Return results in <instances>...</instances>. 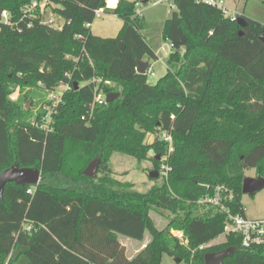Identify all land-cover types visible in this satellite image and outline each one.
I'll return each mask as SVG.
<instances>
[{
    "label": "trees",
    "instance_id": "1",
    "mask_svg": "<svg viewBox=\"0 0 264 264\" xmlns=\"http://www.w3.org/2000/svg\"><path fill=\"white\" fill-rule=\"evenodd\" d=\"M32 1L0 0V46L7 47L0 58V172L14 163L41 171L36 186L5 185L0 264H161L164 253L205 264V253L228 247L236 250L223 264H264V248H245L240 235L225 233L229 215L245 214V170L264 177V69L249 70L264 54V25L242 15L247 25L240 27L218 8L172 0L162 28L171 47L167 73L151 85L149 66L136 72L137 60L156 55L141 33L135 1L118 0L109 9L107 0H48L27 12ZM101 8L122 20L113 37L90 31ZM48 10L63 20L60 27L42 22ZM2 11L14 26L3 23ZM92 79L103 94L119 95L89 114ZM11 85L46 93L67 88L46 126L42 110L20 119ZM157 132L174 138L171 171L162 184L139 192L117 179L109 162L115 153L141 161L152 150L159 170L156 156L167 143L158 137L144 143ZM95 159L97 176L89 178L83 170ZM218 186L233 195L226 211L199 202ZM151 209L174 214L165 229L155 226ZM170 225L184 230L185 245ZM145 232L149 242L128 257L120 236L140 242ZM220 235L221 242L206 246Z\"/></svg>",
    "mask_w": 264,
    "mask_h": 264
},
{
    "label": "rangeland",
    "instance_id": "2",
    "mask_svg": "<svg viewBox=\"0 0 264 264\" xmlns=\"http://www.w3.org/2000/svg\"><path fill=\"white\" fill-rule=\"evenodd\" d=\"M129 1L136 2L135 7L141 12V15L143 16V28L141 30V33L145 37L149 46L157 55L156 58H151L148 56L144 57V59L146 60L145 62L149 64L147 70V81L149 84L153 85L167 73L166 59L171 52V48L169 43L162 38V28L165 22L171 17L174 8L170 0H150L146 4L139 3V0ZM224 3L226 7L229 8L232 12L234 11L237 14L244 15L245 17L258 21L264 25V0H224ZM49 17L54 18L55 27H60L62 25L63 20L56 14L48 10L46 12L45 19H48ZM111 18L113 17H109V15L106 13H104L100 18H94L93 22L91 23V31H94L96 33L94 35L100 37L115 36L120 26H117V23H115ZM6 26H9V24H7ZM6 48L4 46H0V58H3L5 56L7 52ZM183 51L184 50H181V52ZM262 69H264V54L261 55L255 62L249 65V70L255 75H259L262 72ZM149 72H152L153 75H151ZM107 84L110 85V82H108ZM65 89L66 88L64 86H59L53 92L46 93L38 88L21 89L16 85H11V93L9 94V99L12 102H15V104L19 107V115L21 120L24 119V113H30L33 115L38 110L45 111L46 115L44 116V120L47 124L46 126H48L51 122V114L55 112V105L62 100V94ZM55 96L58 97L55 98ZM25 120L27 119L25 118ZM203 127L211 128V125L209 123H204ZM200 129L201 126H196V130ZM160 136V132L149 133L145 136L144 143L152 144L155 141V137L160 138ZM171 138L172 147L174 150V138L172 135ZM172 152H170V154ZM168 153V150H166L164 154L159 155V166L163 163H166L167 166L171 168L169 164L170 154ZM153 155L154 152L152 150H149L147 152L146 158L138 161L127 155L115 153L110 159L109 166L114 170V176L117 179L121 181L132 182L135 185V190L139 192H146L154 185H160L163 181L167 180V178L160 175L157 178H149L148 173L154 170L152 160ZM170 171L168 172V175ZM244 175L256 177L254 169L245 170ZM241 203L244 207V212L247 217H264V188L256 191L253 195L242 193ZM149 215L153 220L155 226L159 230L165 229L174 217V214L172 212L155 209H151L149 211ZM170 226V233L175 237V234L178 231H182L183 233H185L184 230H175L172 225ZM223 238L224 236L220 235L219 237L214 239L213 242L207 244L206 246L221 242ZM119 239L125 246L127 256L132 257L149 242L150 235L148 232H145L144 238L140 242L124 236H120ZM175 259L176 258L174 256L164 253L161 257V264L188 263L186 260L177 262Z\"/></svg>",
    "mask_w": 264,
    "mask_h": 264
},
{
    "label": "built area",
    "instance_id": "3",
    "mask_svg": "<svg viewBox=\"0 0 264 264\" xmlns=\"http://www.w3.org/2000/svg\"><path fill=\"white\" fill-rule=\"evenodd\" d=\"M167 1V0H162ZM172 2V0H170ZM196 2H201L204 4H207L209 6L218 8L222 11L224 16H227L234 20V18L238 15L234 11L232 12L229 8L226 7L224 0H195ZM48 0H33L27 7L26 11L29 12L37 7L44 6ZM137 14L140 15L139 10H136ZM101 9H98L95 11V16H100ZM1 18L3 20L4 24H9V26H14L13 24L8 22V15L6 11L1 12ZM45 24L54 26V18L49 17L48 19H44L42 21ZM151 75H153L152 72H149ZM91 82L95 83V92L93 101L90 105L89 114L92 113L93 107L96 104H102L105 103V94L102 93L98 89V79H92ZM67 88V86H64ZM58 96H55L57 98ZM84 118V117H82ZM171 118H174V115H171ZM160 139H162L165 143L168 145V154L173 151L172 147V138L171 134L169 133H162L160 136ZM168 157V156H166ZM170 167L167 166L166 163H163L160 165L159 168V175L167 178L168 172L170 171ZM30 191V190H29ZM233 195L232 192L229 190H226L223 186H218L215 188L214 193L211 196H206L199 200L200 203H209L215 206H219L221 209L226 211V208L224 207V203L226 201H230L232 199ZM245 211V210H244ZM225 233H235L240 235L241 237V244L245 248H249L252 246H260L264 248V217L260 218H249L245 214H235V215H229V222L227 223L225 227ZM176 237L179 239L180 243L185 245L187 238L186 234L182 231L176 232ZM187 264H193V257L191 256L190 260Z\"/></svg>",
    "mask_w": 264,
    "mask_h": 264
},
{
    "label": "water",
    "instance_id": "4",
    "mask_svg": "<svg viewBox=\"0 0 264 264\" xmlns=\"http://www.w3.org/2000/svg\"><path fill=\"white\" fill-rule=\"evenodd\" d=\"M150 0H139V3L146 4ZM234 20L240 27H245L247 22L245 18L238 14ZM241 34V32H240ZM260 39L264 42V36L261 35ZM179 51V50H178ZM148 63L143 60H137L136 72L139 74H145ZM75 88H77V83H74ZM118 93H108L105 96V102H111L116 97ZM156 159H160V156L157 155ZM99 159L91 161L86 168L83 170V174L89 178H95L97 176V170L99 166ZM149 178H157L159 176V171L154 169L148 173ZM41 180V171L36 167H20L18 164L14 163L10 167L3 169L0 172V199L3 197V192L5 185L7 183H14L21 186H36ZM264 188V177L256 176L250 177L245 176L242 179L241 191L244 194L253 195L256 191ZM235 247H228L216 252H207L204 255L205 264H223V259L225 257L231 256ZM177 262H180V259H175Z\"/></svg>",
    "mask_w": 264,
    "mask_h": 264
},
{
    "label": "crops",
    "instance_id": "5",
    "mask_svg": "<svg viewBox=\"0 0 264 264\" xmlns=\"http://www.w3.org/2000/svg\"><path fill=\"white\" fill-rule=\"evenodd\" d=\"M117 1L118 0H107L106 1V8H109V9H113L115 6H116V4H117ZM140 12V11H139ZM104 13H106V14H108L109 15V17H113V18H111V19H113V21L115 22V23H117V26H120L119 27V29L121 28V26H122V20L120 19V18H118L116 15H114V14H112V13H108V12H106L103 8H101V13H100V16H95V18H100V17H102V15L104 14ZM140 15H141V12H140ZM142 16V15H141ZM143 17V16H142ZM114 19H116L117 20V22H116V20H114ZM89 28H90V31L92 30V27H91V24H89ZM119 29H118V31H119ZM118 31H117V33H118ZM91 33L92 34H96L94 31H91ZM145 38V37H144ZM146 40V39H145ZM171 48V47H170ZM153 50V49H152ZM155 53V52H154ZM156 55V54H155ZM157 56V55H156ZM143 61H146L144 58L142 59ZM148 66H149V64H148Z\"/></svg>",
    "mask_w": 264,
    "mask_h": 264
}]
</instances>
